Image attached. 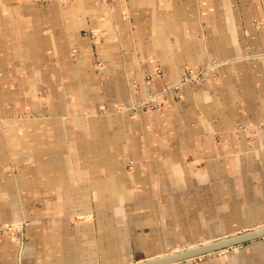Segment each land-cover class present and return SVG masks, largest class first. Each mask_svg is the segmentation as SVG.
<instances>
[{
    "label": "crops",
    "instance_id": "obj_1",
    "mask_svg": "<svg viewBox=\"0 0 264 264\" xmlns=\"http://www.w3.org/2000/svg\"><path fill=\"white\" fill-rule=\"evenodd\" d=\"M263 227L264 0H0V264H140ZM178 264H264V238Z\"/></svg>",
    "mask_w": 264,
    "mask_h": 264
},
{
    "label": "water",
    "instance_id": "obj_2",
    "mask_svg": "<svg viewBox=\"0 0 264 264\" xmlns=\"http://www.w3.org/2000/svg\"><path fill=\"white\" fill-rule=\"evenodd\" d=\"M264 238V227L140 264H178Z\"/></svg>",
    "mask_w": 264,
    "mask_h": 264
},
{
    "label": "built area",
    "instance_id": "obj_3",
    "mask_svg": "<svg viewBox=\"0 0 264 264\" xmlns=\"http://www.w3.org/2000/svg\"><path fill=\"white\" fill-rule=\"evenodd\" d=\"M220 67L219 63H212L210 65V67L206 70H187L185 72L182 73L181 75V81H180V86H185L187 84H193V85H199L201 83H203L205 80H207L208 78H215L218 72V69ZM157 96H151L146 102H144L143 104H141V106H147L149 109H156V108H160V104L157 103L158 102ZM137 107V106H136ZM136 107H134V109H136ZM105 109V108H102ZM119 110H126L129 108H118ZM24 222L21 223L20 225H16V226H9L6 228L7 231H9L11 233V236L13 237L14 241H18L17 240V233L21 232L24 228Z\"/></svg>",
    "mask_w": 264,
    "mask_h": 264
},
{
    "label": "bare ground",
    "instance_id": "obj_4",
    "mask_svg": "<svg viewBox=\"0 0 264 264\" xmlns=\"http://www.w3.org/2000/svg\"><path fill=\"white\" fill-rule=\"evenodd\" d=\"M210 243V242H209ZM197 247V246H196ZM191 248H195V246L194 247H191Z\"/></svg>",
    "mask_w": 264,
    "mask_h": 264
},
{
    "label": "rangeland",
    "instance_id": "obj_5",
    "mask_svg": "<svg viewBox=\"0 0 264 264\" xmlns=\"http://www.w3.org/2000/svg\"><path fill=\"white\" fill-rule=\"evenodd\" d=\"M229 250V249H228ZM225 251V250H224ZM220 252H222V251H220ZM218 253V252H217Z\"/></svg>",
    "mask_w": 264,
    "mask_h": 264
}]
</instances>
